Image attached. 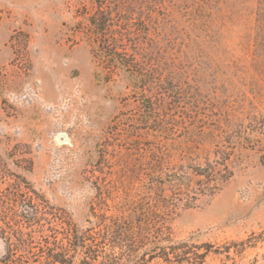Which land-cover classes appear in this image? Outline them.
<instances>
[{"label":"rangeland","instance_id":"374dc122","mask_svg":"<svg viewBox=\"0 0 264 264\" xmlns=\"http://www.w3.org/2000/svg\"><path fill=\"white\" fill-rule=\"evenodd\" d=\"M100 11L142 77L93 53ZM152 153L188 172L226 157L231 178L169 214L173 241L201 264H264V0H0V160L57 208V228L125 214ZM149 248L123 264L195 262L141 260Z\"/></svg>","mask_w":264,"mask_h":264},{"label":"trees","instance_id":"16d2710c","mask_svg":"<svg viewBox=\"0 0 264 264\" xmlns=\"http://www.w3.org/2000/svg\"><path fill=\"white\" fill-rule=\"evenodd\" d=\"M90 19L100 36H97L99 44L93 51L95 56L111 64L117 60L123 70L142 77L133 53L126 50L119 38L105 34L106 24H113L110 15L100 11L99 16ZM225 159L207 160L190 167L188 172L169 167L162 155L152 153L140 167L137 191L126 193L125 214L115 217L96 232H78L68 222L66 227L61 225L62 230L57 228L64 223L57 208L24 178L9 172L0 160V182L9 174L14 176L6 187H0V235L6 245L2 262L123 264L135 256L137 249L150 245L140 256L141 260L148 256V259L159 257L182 262L188 261L193 254V263L201 264L205 252H193L186 240L173 241L168 216L179 203L192 206L200 197H210L218 191L233 175L223 162ZM20 160L28 161V158L21 155Z\"/></svg>","mask_w":264,"mask_h":264}]
</instances>
